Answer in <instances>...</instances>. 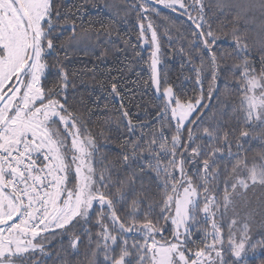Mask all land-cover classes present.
<instances>
[{
  "label": "snow or ice",
  "instance_id": "6c2138e0",
  "mask_svg": "<svg viewBox=\"0 0 264 264\" xmlns=\"http://www.w3.org/2000/svg\"><path fill=\"white\" fill-rule=\"evenodd\" d=\"M74 7L73 14L61 12L57 0H0V264H46L53 256L46 248L57 233L68 236L67 247L55 253L59 264H246L249 251L264 249V237L253 242L250 228L258 223L264 230V201L259 221L248 212L239 229L237 207H247L250 188H264V163L249 166L241 153L249 132L236 136L229 121L206 116L211 105L204 101L219 93L220 81L227 86L231 80L241 92L232 119L264 126V25L254 40L262 53L257 71L249 38L238 27L231 32L233 51L222 50L224 34L213 27L203 0L129 4L136 11L137 44L149 49L147 84L160 100L155 119L161 127L133 123L121 104L125 139L120 153L108 160L87 118L72 110L68 98L76 85L64 61L99 35L91 25L76 23L86 5ZM161 7L190 25L185 58L199 95L181 99L161 72L160 36L169 29L161 33L151 19L167 21ZM230 7L237 10V23L257 8L264 15V0H236ZM72 15L76 19H69ZM101 30L107 31L103 25ZM124 43L143 59L136 46ZM233 56L239 62L228 63ZM111 92L119 95L116 83ZM225 154L230 169L228 163L221 167ZM145 176L149 182L154 177V194ZM221 182L222 196L217 195ZM202 222L206 227H199ZM81 247L86 262L78 259Z\"/></svg>",
  "mask_w": 264,
  "mask_h": 264
},
{
  "label": "trees",
  "instance_id": "16d2710c",
  "mask_svg": "<svg viewBox=\"0 0 264 264\" xmlns=\"http://www.w3.org/2000/svg\"><path fill=\"white\" fill-rule=\"evenodd\" d=\"M61 5V12L69 9L73 14L76 9L74 6L85 4L83 15L76 19L75 15L69 16V19H76L78 25L83 24L85 28L91 27L99 31V35L92 36V43L88 47L81 46L72 49L68 54V59L64 61L66 69L74 74L70 78L76 88H70L68 98L73 105L72 110L84 115L88 121V128L95 136L100 152L105 154L108 160H113L120 153V145L125 139V124L120 118V108L129 111L133 123H148L152 128L161 127L159 121L155 119L156 112L159 110L157 105L160 100L154 94L153 89L148 86L150 69L145 61L148 59L149 49L137 44L136 36L138 35V21L136 11L128 8L129 4L135 3L136 0H57ZM205 11L211 18L214 28H219L224 34L221 37V48L232 52L231 32L234 27L248 36V42L252 47L249 58L255 61V67L259 71V57L262 54L254 44L256 35L260 32L261 26L264 25V15L257 8L243 16L239 22H236L237 10L230 7L236 3V0H203ZM120 5V7H116ZM127 13V15H125ZM161 16H167V21L161 22V18L151 17L153 22L160 25V32L163 33L165 28L169 29L167 36L161 34V72L166 73L168 83L175 89L181 99L199 95V86L194 81V73L191 65L187 63L185 54L188 52L187 41L191 40L190 25L185 17L178 13H173L168 9L161 7ZM248 21V23H245ZM107 29L102 31L101 27ZM70 33L65 32V36ZM168 36L172 37V43L169 44ZM125 41H130L131 45L136 46L135 51L141 52L143 59L138 60L133 55L132 47H125ZM184 48V54L180 49ZM59 51L60 57L65 53ZM55 59V56L49 57V61ZM233 60L239 62L236 57H230L228 63ZM199 61H197V64ZM237 78L239 73H236ZM116 83L119 95L116 96L111 92V84ZM210 83V77L203 81V88L207 93ZM220 91L213 95L211 100L205 99L204 103L210 104L211 108L206 110L205 115L215 113L218 119L229 121V126L237 129L235 135H239L240 130L249 132V137L241 143L243 148L241 153L246 157L249 166L253 163L259 165L264 163V126L256 124L255 126H246L237 123L232 119L233 109L240 107L241 92L236 83L231 80L225 86L223 81L219 82ZM75 97V99H73ZM83 100V104L80 101ZM88 109L90 111H85ZM119 125L120 131L116 128ZM139 130V129H138ZM103 131L104 135L99 133ZM147 131V129H145ZM186 134V133H185ZM169 135V133H166ZM232 151H237L233 144ZM203 159V157H201ZM234 162V161H233ZM228 163L229 169L231 163L225 154L223 164ZM193 168L188 166V172L191 174ZM145 185L153 194L157 191L154 177L149 182V177H144ZM139 190V184L137 185ZM223 183L220 184V191L217 195L222 196ZM247 207L239 205L237 207L238 223L236 227L242 228L246 222L245 216L248 212H254L255 220L259 221V203L264 201V188H251L247 192ZM142 207H144L142 205ZM230 222V221H229ZM161 223H163L161 221ZM199 227H206L203 222ZM252 229L253 242L264 237V230L259 228V224H250ZM210 230V229H209ZM226 231V225H225ZM167 235V233H165ZM160 237H157L159 239ZM200 234H196L197 243H199ZM65 248L68 245V236H61L57 233L56 239L46 248V251L52 252L53 256L46 261V264H59L55 253L60 250L61 246ZM82 262H86L87 257L84 249L81 247V253L78 257ZM241 264H245L241 261ZM246 264H264V249L258 248L255 253L249 251L246 257Z\"/></svg>",
  "mask_w": 264,
  "mask_h": 264
}]
</instances>
